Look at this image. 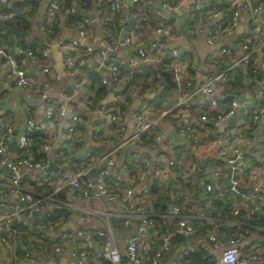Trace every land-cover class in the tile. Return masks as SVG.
<instances>
[{"label":"built area","instance_id":"obj_1","mask_svg":"<svg viewBox=\"0 0 264 264\" xmlns=\"http://www.w3.org/2000/svg\"><path fill=\"white\" fill-rule=\"evenodd\" d=\"M44 2L38 22L42 47L37 51L29 33L7 34L2 23L12 19V4L0 0V52L6 37L14 43V51L6 53V74L20 88H29V95L41 99L43 106L42 120L31 113L26 117L17 136L18 151L9 143L15 128L0 112V167L9 171L3 177L6 181L0 182V194L4 191L10 200L0 201V241L11 252L8 264H38L43 257L53 262L63 252L72 264H191L199 253L198 264H264V225L251 220L264 199V17L259 15L260 7L253 0ZM237 27L240 30L235 32ZM53 48L65 52L61 61L69 74L90 58L95 61L91 81L88 73L79 76L71 84L72 92L61 100L43 86L31 87L36 81L27 68L31 61L48 79L61 80ZM120 49L124 53L118 56ZM165 71L173 85L166 82ZM145 72L150 75L148 81L140 77ZM232 80L244 85L257 80L258 87L244 98ZM145 83L150 85L148 100L130 108ZM169 85L176 95L170 102ZM88 115L93 116V145L85 146L79 131ZM165 116L174 121L175 134L188 156L179 152L181 146L162 150ZM223 121L230 127L218 132L216 123ZM63 125L64 144L54 148ZM256 129L258 136L248 153L228 146L235 137L249 143ZM34 134L42 139L32 148ZM111 139L118 141L95 151L94 146ZM209 154L227 159L229 187L242 194V200L226 193L222 179L229 171L222 164L199 167L200 158ZM51 160L58 167L49 170ZM93 168L97 169L94 176ZM193 181L205 193L195 213L188 211L192 201L186 193ZM235 184L248 185L255 194L238 192ZM90 199L101 206L86 205ZM227 204L232 216L225 219L232 231L219 234L207 226L197 228L194 219L221 220ZM53 205L67 207L73 215L78 212L84 220L99 217L103 228L74 226L63 213L52 210ZM212 206L217 215L210 213ZM39 210L40 216L30 221V215ZM16 225L24 226L27 239L21 258ZM131 225L134 231L120 249L115 233Z\"/></svg>","mask_w":264,"mask_h":264},{"label":"crops","instance_id":"obj_2","mask_svg":"<svg viewBox=\"0 0 264 264\" xmlns=\"http://www.w3.org/2000/svg\"><path fill=\"white\" fill-rule=\"evenodd\" d=\"M39 1H40V3L31 12L32 13V16L30 19L31 20V29L29 30L30 32H28L30 34V36L33 37L34 39L37 37L41 38L43 36L41 34V32L38 30V22L41 19V16H42L41 13H42L43 7L45 5V2H44V0H39ZM253 3L260 7V10H259L260 17H264V0H253ZM21 6L25 7L26 8V9L24 8L25 10L31 9L30 4H23ZM239 30H240V27H237L235 32H238ZM146 36L148 39H149V37H151L149 34H147ZM231 38L232 37L229 36L228 38L225 39V41H227ZM36 43H39L41 46L39 44H36ZM35 44L37 45L36 50L39 51L42 47V43L40 41H36V39H35ZM198 46L201 47L202 45L200 44ZM2 48L4 51L0 52V112L6 114L10 118V121L15 128V134L9 139V143H10L11 147H13L14 149L17 150V143H18L17 136H18L19 131H21L22 128L24 127V121H25L26 117L28 115H30V113H31L35 116V118L37 120H42L43 119V106H42L41 99L34 98V97H32V95H29V92H30L29 88H20L19 86L16 85L14 77H9L6 74L7 71L9 70V64L6 60L7 59L6 53L14 51L13 40L10 39L9 37H6L3 40ZM64 53H65L64 51H58V49H55V48L52 49V55L54 57V61L57 63L59 69L62 72V79L59 81H52V80L48 79V76L46 74L42 73L39 69L35 68L33 66V64L31 63V61H29L28 66H27L28 71L36 81V82L32 83L31 87H34L37 89V88H39V85L43 86L45 89L49 90L51 93H53L55 96H57L61 100L63 98V94L72 92L71 84L79 76L88 73L89 74V81H91L90 78H92L91 75L93 73H91L90 70L93 69L95 66L94 59L90 58L91 60H87V62L85 64H83L82 66H79L77 68V70L74 71V73L69 74L67 71H65L66 69L63 66V62L61 61ZM123 53H124L123 49H120L117 51L118 56H121ZM200 53H201V50L199 49V54ZM239 53L240 52H237L235 55H237ZM140 77L142 79H145L146 81H148L150 78V75H149V73L145 72V73H140ZM237 79L240 80V78H237ZM235 84H240V83L232 80L231 85L236 86V88L242 89L241 95L244 98L254 94L257 90V87H258L257 80H254V82L251 84H245V85L244 84L235 85ZM149 86L150 85L147 83H145L143 85V87L141 88V92H139L137 94V98L132 100V102L130 103V105H129L130 108H134L136 106L141 107L142 104L146 100H148L149 91L146 90V87H149ZM164 87H166V86H164ZM86 88L90 89L91 85L89 84V86H87ZM166 89H167V91H166L167 92V95H166L167 100L170 102L176 96L174 93H172L175 91L171 90L172 87L170 85ZM71 103L76 109H79V105H78L76 100H72ZM92 119H93V116L88 115L87 121L84 122V124L80 127L79 132L83 136L85 146L93 145V140H92L91 131H90V122L92 121ZM101 121H104L105 125L107 124V120L105 118H102ZM162 122L165 124L164 132L166 135V137H165L166 140L164 142H162V144H161L162 150L168 152L172 149L174 150L175 148H180L178 146H181V149L179 150V152L188 156L185 153L186 149H185V147H183V145H185V144L183 143L181 137L175 134L174 121H171L170 116H165L162 119ZM128 123L130 125L132 123V117L131 116L128 117ZM218 123L219 122L216 123V130L218 132H223L230 127V123H228V121H226L222 125H219ZM261 124L264 125V113H263L262 118H261ZM46 129H47V127H45V129H43V131H42L44 134H45L44 131ZM64 133H65V126L63 125L60 127L59 139H58V141H56L54 143V148H56L58 146L62 147V145L64 144V141H63ZM253 133H254V137L249 143H247V140H245V139H242L240 137H235L233 139V142L231 144H229L228 146L232 147L233 145H236V146L240 147L245 153H248V151H247L248 147L250 146V144H254V140L258 136V130L257 129L254 130ZM43 139H45V137ZM199 140L201 141V136L199 137ZM117 141H118L117 139H111L110 142H108L104 145L94 146V149L96 152H98V151L101 152L104 150V148L106 149L107 146L114 145ZM40 142H41L40 140L37 141V144H39ZM37 144H36V142H33L32 148L34 145H37ZM187 144L188 143H186V145ZM72 147H74L73 144H72ZM77 149H78V152L81 151L82 146L79 145ZM148 154L149 155L153 154V151L149 150ZM248 159L251 161L250 158H248ZM251 162L253 163V161H251ZM220 164H222L226 169H228L229 163H228L227 159L219 158L214 154H209V155H204L200 158L199 167L204 168L205 166H208L209 169H211L212 167L219 166ZM49 170H51V169H49ZM8 172L9 171L6 168L0 167V182L6 181L5 180L6 178H3V177H7ZM227 176L228 175H226L222 179V184L224 186L226 193H228L230 196H233V197L235 196L236 199L242 200L243 199L242 194L234 192V190L230 189V187H229L230 185H228V186L226 185L225 178ZM239 185L244 186V187H249L248 185H242V184H239ZM240 192H244V191H240ZM186 193L188 194L189 199L192 201V204L189 207L188 211L191 213H195L196 211L199 210V206L203 203V198H204L205 193L203 192V189L198 184V182H195V181L191 182V184L187 187ZM2 196L4 198V201L10 202V200L7 199V194H5L4 191H3ZM77 200H78V202H80L81 206H84V201L81 199V197L77 196ZM163 203L165 205L164 199H163ZM86 205H89L91 207H100L101 203L96 199H90L87 201ZM190 208H192V209H190ZM211 210L212 211L210 213L212 215L217 214L216 207L214 208V206H212ZM261 210L264 211V199H263V204L261 205ZM41 213H42V211H40V213H38V211L32 213L29 217V220L33 221V220L37 219ZM255 214L256 215H254L252 218L264 217L263 215L261 216L258 213H255ZM65 216L68 218V220L70 221V223L72 225L77 226V227H81L83 229L95 230V229L103 228V223L99 217H90L89 219L84 220L81 218V214L78 212H76L74 215L70 212L69 215H65ZM231 216H232V214H231V209H230V211L228 213H224L223 217H220V218H222L221 220L212 221L213 219L211 220V218H206V217H205V219H201V218L199 219L198 218V219H194V220H195L197 228H200V227L204 228L207 226V227L212 228L214 231H216L219 234H220L221 230H223V232H225L224 234H227L228 232L232 231L233 228L229 225L228 220H226L225 218H229ZM262 225H264V222ZM133 231H134V225H131L128 227V229H121L120 231L115 233L116 243L120 249L124 248L126 238L130 234H132ZM251 240H255V239L252 238ZM16 241H17L16 242L17 245H19L21 247V249H23V247H25L24 244L27 243V241L25 242L24 239L23 238L21 239L20 237H18V239L16 237ZM17 253H18L19 258H21L23 255V251L18 250V248H17ZM0 260H2L4 262V264H8L9 262L12 261L10 250L8 248H6L1 241H0ZM45 260L48 263L50 262L46 258L43 257V258H40L38 260V264H44ZM51 263L72 264V262L70 260V256L66 252L59 254L55 258V260Z\"/></svg>","mask_w":264,"mask_h":264},{"label":"trees","instance_id":"obj_3","mask_svg":"<svg viewBox=\"0 0 264 264\" xmlns=\"http://www.w3.org/2000/svg\"><path fill=\"white\" fill-rule=\"evenodd\" d=\"M40 3L39 0H11V11L13 12V17L10 20L4 21L2 25L6 28L7 34L9 33H14L18 37H22L23 35L27 34L30 32L29 30L31 29V16H32V11L36 6ZM23 4H30L31 9L30 10H23L21 8V5ZM36 41H41L43 39L42 37H37L35 38ZM39 44V43H36ZM34 44L33 47L37 49V45ZM40 45V44H39ZM36 46V47H35ZM41 46V45H40ZM37 134H34L32 138H34L33 142L41 141L42 137L41 136H36ZM220 202V201H219ZM224 213L229 212V204L226 205V208L224 209ZM215 212V211H214ZM221 214V216L224 215ZM217 215V214H216ZM258 216V215H257ZM253 223L262 225L264 222V217H255L251 219ZM16 228L18 230V237L21 239L23 238L24 241L26 242V233L24 232V226L22 225H16ZM223 232V230H221ZM262 232V231H261ZM18 250H22L19 245H17ZM202 261L201 254L199 253L197 256L191 259V264H198Z\"/></svg>","mask_w":264,"mask_h":264},{"label":"water","instance_id":"obj_4","mask_svg":"<svg viewBox=\"0 0 264 264\" xmlns=\"http://www.w3.org/2000/svg\"><path fill=\"white\" fill-rule=\"evenodd\" d=\"M201 1H206V0H201ZM89 17H92V14H89L88 15ZM165 73V77H166V82L167 83H170L171 85L174 84V82L172 81V79L170 78V75L168 72H164ZM110 89L112 90L113 87L110 86ZM107 99H110V95H108ZM106 99V100H107ZM223 123H225L224 121L223 122H219L218 124L219 125H222ZM58 165L56 164V162H54L53 160H51L49 166L47 167V169H54V168H57ZM62 169H64V167H60ZM97 169L96 168H93L91 170V175L94 176L95 173H96ZM228 171H229V174L228 176L225 178V183L226 185H231V178H230V164H228ZM235 187L238 191H244V192H249V193H252V194H255V191L251 188V187H244V186H240L238 184H235ZM1 191V189H0ZM0 201H4V198L2 196V194H0ZM162 202V207H164V203H163V199L160 200ZM9 202V201H7ZM52 210H54L55 212H60V213H63L64 215H69L71 210L67 207H64V206H52ZM256 211L258 214H260L261 216L263 215L264 216V211L261 210L260 207H257L256 208ZM38 213H40V211H38ZM178 238H182V235L180 234H177L176 235ZM65 262V261H64ZM0 264H4V262L2 260H0ZM44 264H61V263H51V262H46L45 260V263ZM64 264V263H63Z\"/></svg>","mask_w":264,"mask_h":264},{"label":"rangeland","instance_id":"obj_5","mask_svg":"<svg viewBox=\"0 0 264 264\" xmlns=\"http://www.w3.org/2000/svg\"><path fill=\"white\" fill-rule=\"evenodd\" d=\"M176 250H178V248H176ZM3 259V258H2Z\"/></svg>","mask_w":264,"mask_h":264}]
</instances>
